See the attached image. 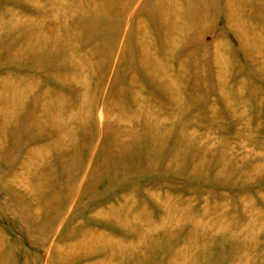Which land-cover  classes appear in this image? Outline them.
<instances>
[{"label":"rangeland","instance_id":"374dc122","mask_svg":"<svg viewBox=\"0 0 264 264\" xmlns=\"http://www.w3.org/2000/svg\"><path fill=\"white\" fill-rule=\"evenodd\" d=\"M0 264H264V0H0Z\"/></svg>","mask_w":264,"mask_h":264}]
</instances>
